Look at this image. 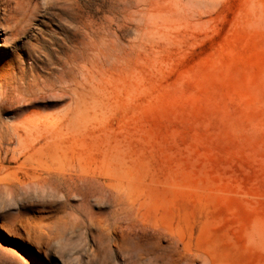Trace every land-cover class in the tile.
I'll list each match as a JSON object with an SVG mask.
<instances>
[{
    "label": "rangeland",
    "instance_id": "374dc122",
    "mask_svg": "<svg viewBox=\"0 0 264 264\" xmlns=\"http://www.w3.org/2000/svg\"><path fill=\"white\" fill-rule=\"evenodd\" d=\"M50 1L17 42L0 10V176L44 171L47 143L113 158L158 249L117 254L53 178L0 189V223L26 234L23 206L48 202L73 231L49 259L0 226V264L27 248L37 264H264V0ZM105 196L94 209L124 220L128 202Z\"/></svg>",
    "mask_w": 264,
    "mask_h": 264
},
{
    "label": "bare ground",
    "instance_id": "6f19581e",
    "mask_svg": "<svg viewBox=\"0 0 264 264\" xmlns=\"http://www.w3.org/2000/svg\"><path fill=\"white\" fill-rule=\"evenodd\" d=\"M44 1L46 2L44 3ZM50 4V0H0V10L4 12V23L1 22V26L11 32L12 38L16 42L20 41L23 37L31 35L34 22L41 15L43 8ZM0 45L6 46L1 42ZM46 147H52L58 151L47 157L51 164L44 171L24 170L22 175L16 173L13 177L0 176V189L10 190L11 194V190L15 188L23 189L29 185L46 184L53 178L58 179L59 187L65 188L68 195L82 196L84 202L88 203V212L83 218L87 229L90 230L94 226L99 227L109 235L117 254H125V252L135 249L142 250L149 245L158 249V239L148 238L145 234V224L149 223L150 219L143 209V192L135 179L127 173L122 163L108 157L99 160L91 154H89L90 157H85L77 152L69 155L68 150L61 152L62 145L57 143H47ZM35 155L36 153L30 152L27 159L32 161L35 159ZM98 191L102 192L104 196L106 195L105 197L116 196L120 200L127 201L129 215L124 220L113 221L101 209L95 210L91 204V198L96 197ZM23 208L28 214L22 219V226L24 232L27 231L26 234L20 233L19 228L16 231L3 222L0 223V226L8 235L23 240L25 244L34 245L37 248V253L50 259L48 252L50 246L55 241L65 238L67 232L73 231L75 222L63 218L58 221L57 216L62 210L54 203L24 205ZM155 226L158 228V223H155ZM89 232L91 239H94L93 233ZM171 236L173 243L179 244L180 241L176 236L172 233ZM72 238L73 235L69 237V241ZM2 247L5 251L4 257L6 253L8 257H10L9 253L16 256V251L8 245L5 244ZM8 257L6 258L8 259ZM17 258L20 262L37 264L30 248L22 251L21 257L17 256Z\"/></svg>",
    "mask_w": 264,
    "mask_h": 264
}]
</instances>
